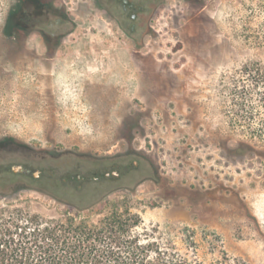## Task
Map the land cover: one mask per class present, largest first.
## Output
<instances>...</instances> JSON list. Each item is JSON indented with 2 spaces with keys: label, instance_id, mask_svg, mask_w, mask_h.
<instances>
[{
  "label": "rangeland",
  "instance_id": "rangeland-1",
  "mask_svg": "<svg viewBox=\"0 0 264 264\" xmlns=\"http://www.w3.org/2000/svg\"><path fill=\"white\" fill-rule=\"evenodd\" d=\"M21 165L84 180L15 173L17 203L117 200L157 264H264V0H0V182Z\"/></svg>",
  "mask_w": 264,
  "mask_h": 264
},
{
  "label": "trees",
  "instance_id": "trees-1",
  "mask_svg": "<svg viewBox=\"0 0 264 264\" xmlns=\"http://www.w3.org/2000/svg\"><path fill=\"white\" fill-rule=\"evenodd\" d=\"M124 4L130 5L127 1ZM23 9L20 28H25L30 18L26 8ZM234 149H241V144ZM3 173L12 176L0 182V264L158 263L151 258L150 245L143 243L137 233L139 215L129 206L117 200L65 202L53 195L68 208L60 215L46 216L15 201L30 188L20 183L11 169ZM112 190L126 191L127 186L119 185ZM102 201L109 208L94 218L93 211Z\"/></svg>",
  "mask_w": 264,
  "mask_h": 264
},
{
  "label": "flooded vegetation",
  "instance_id": "flooded-vegetation-1",
  "mask_svg": "<svg viewBox=\"0 0 264 264\" xmlns=\"http://www.w3.org/2000/svg\"><path fill=\"white\" fill-rule=\"evenodd\" d=\"M13 172L20 175L21 178H23V180H27V181H33L36 183H42L45 181H52L54 184L53 186L55 188L60 187V183L63 182V180H65L69 175L71 177V180L77 182V183H81L84 180V176L82 174H72V172L70 170H63L62 172H56V173H52L49 174L48 176H44L42 173H36V172H31L30 168L26 167V166H22L19 167V169H15L13 168ZM111 176H115L113 172H106L104 173V178H109ZM94 178H96V176H94ZM64 184V182H63ZM70 189H74L76 190V186H71ZM58 196V195H57ZM59 197V196H58Z\"/></svg>",
  "mask_w": 264,
  "mask_h": 264
}]
</instances>
